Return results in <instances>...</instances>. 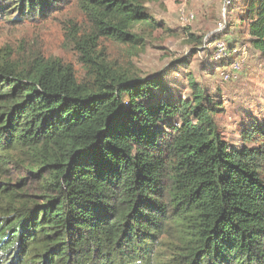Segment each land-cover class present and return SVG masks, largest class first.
I'll return each instance as SVG.
<instances>
[{
	"label": "trees",
	"instance_id": "1",
	"mask_svg": "<svg viewBox=\"0 0 264 264\" xmlns=\"http://www.w3.org/2000/svg\"><path fill=\"white\" fill-rule=\"evenodd\" d=\"M70 1L0 0V18ZM75 1L90 29L67 41L85 78L56 58L0 56V264H264V122L229 145L194 82L176 98L99 47L163 25L144 0ZM233 1L264 58V0Z\"/></svg>",
	"mask_w": 264,
	"mask_h": 264
},
{
	"label": "rangeland",
	"instance_id": "2",
	"mask_svg": "<svg viewBox=\"0 0 264 264\" xmlns=\"http://www.w3.org/2000/svg\"><path fill=\"white\" fill-rule=\"evenodd\" d=\"M243 5L233 0H144V10L163 25L138 30L142 40L133 45L101 39L99 47L110 60L141 77L159 75L176 98L189 99V82H194L214 103L218 133L229 145L240 147L241 131L264 122V58L252 49L245 27L236 19ZM73 25L78 34L90 29L75 0L46 19L0 18V56L7 53L20 61L56 58L85 78L78 54L67 41ZM216 39L226 47L221 58L215 56Z\"/></svg>",
	"mask_w": 264,
	"mask_h": 264
},
{
	"label": "built area",
	"instance_id": "3",
	"mask_svg": "<svg viewBox=\"0 0 264 264\" xmlns=\"http://www.w3.org/2000/svg\"><path fill=\"white\" fill-rule=\"evenodd\" d=\"M215 47L217 49L216 50V54H215L216 57H219L220 56L219 58H221L222 56L225 55L224 53H225L226 47H225V45L223 44L222 41H220L219 39H216L215 40Z\"/></svg>",
	"mask_w": 264,
	"mask_h": 264
}]
</instances>
